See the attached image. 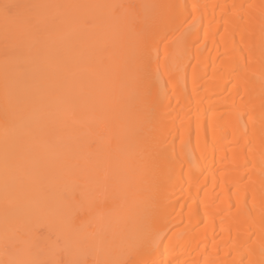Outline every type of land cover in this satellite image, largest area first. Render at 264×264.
<instances>
[{"label":"bare ground","instance_id":"1","mask_svg":"<svg viewBox=\"0 0 264 264\" xmlns=\"http://www.w3.org/2000/svg\"><path fill=\"white\" fill-rule=\"evenodd\" d=\"M0 264H264V0H0Z\"/></svg>","mask_w":264,"mask_h":264}]
</instances>
